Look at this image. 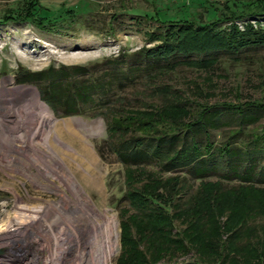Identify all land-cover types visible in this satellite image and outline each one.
Instances as JSON below:
<instances>
[{
    "label": "rangeland",
    "instance_id": "374dc122",
    "mask_svg": "<svg viewBox=\"0 0 264 264\" xmlns=\"http://www.w3.org/2000/svg\"><path fill=\"white\" fill-rule=\"evenodd\" d=\"M248 1L36 0L31 21L0 23V139L26 120L10 115L34 94L55 120L30 123L39 126L32 139L27 133L0 140L3 261L17 248L31 262L28 251L33 247L37 262L31 264H58V259L66 264L68 255L57 258L54 241L44 235L58 216L76 218L88 211L111 222L99 249L94 247L79 264H99V250L102 264H124L134 242L142 264H264V191L254 192L260 184L251 191L219 192L212 185L217 180L213 175L193 180L182 173L157 172L154 166L123 168L109 152L105 132L108 123L126 117L128 110L170 119L179 118L170 111L176 105L195 113L225 102L264 104V48L240 51L235 57L223 54L204 66L182 63L145 71L142 62L128 64L131 80L104 97H94L80 116H62L42 102L43 81L20 80L48 68H81L93 77L113 69L124 73L126 65L116 67L114 59L151 48L156 42L149 43L147 36L160 33L162 23L215 24L219 15L235 12ZM21 10L20 0H0V19ZM39 19L44 26L40 30L35 28ZM244 24L264 31V18L231 23L241 31ZM215 25L218 30L228 26ZM37 109L36 105L32 112ZM221 131L211 132V140H218ZM76 145L91 153L96 163L84 164ZM220 183L223 189L240 185L233 179ZM131 191L149 194L158 210L148 207L140 213L132 197L128 200ZM202 221L211 227L204 225L200 234L193 233L192 223ZM56 226L51 227H60Z\"/></svg>",
    "mask_w": 264,
    "mask_h": 264
},
{
    "label": "trees",
    "instance_id": "16d2710c",
    "mask_svg": "<svg viewBox=\"0 0 264 264\" xmlns=\"http://www.w3.org/2000/svg\"><path fill=\"white\" fill-rule=\"evenodd\" d=\"M20 4L22 10L19 14L12 16L8 13L1 17L0 23L23 24L31 21L36 0H20ZM251 18L254 21L264 18V0H249L241 9L219 15L216 23L228 24L222 30H218L213 22L205 26L182 20L162 23L160 33L153 31L147 36L149 43L156 42L151 48L142 47L120 61L114 59L116 67L126 65L124 73L113 69L110 73L93 77L81 68L70 67L56 72L48 68L40 73L24 74L20 80L43 81L40 89L42 102L59 110L62 116H80L94 97H104L114 86L131 80L128 64L142 62L145 71L168 69L182 63L204 66L223 54L235 57L240 51L264 48L263 30L244 24L241 31L231 25L245 23ZM42 25L39 19L35 28L43 29ZM179 108L178 105L170 108L179 118H162L158 114L151 118L144 111L132 113L128 110L126 117H118L119 120L108 123L105 126L108 150L120 166L134 169L154 166L157 172L182 173L185 174L183 178L187 176L193 180L213 175L217 180L212 185L219 192L251 191L257 184L261 188L254 192L264 191V104L256 100L233 105L225 102L219 106L200 107L195 113H190L188 108ZM182 115L186 118L182 119ZM213 131H221L216 141L211 140L210 133ZM229 179L240 185L223 189L220 181ZM127 197L128 200L132 197V205L140 213L148 207L158 210L149 194L131 191ZM192 224V232L199 234L204 225L211 227L205 221ZM209 231L208 235L212 236L211 229ZM130 246V257L124 264H142L135 242ZM148 247L154 252L153 247Z\"/></svg>",
    "mask_w": 264,
    "mask_h": 264
},
{
    "label": "bare ground",
    "instance_id": "6f19581e",
    "mask_svg": "<svg viewBox=\"0 0 264 264\" xmlns=\"http://www.w3.org/2000/svg\"><path fill=\"white\" fill-rule=\"evenodd\" d=\"M30 100L31 101L28 104L24 105V107L14 109L10 115V117H12L14 120H21V118H24L26 120H24L22 125H20L19 127L17 126L15 128H12L10 133L6 134L5 136H2L1 139H3V137L4 141L13 138L19 139L21 137H24L27 133L32 139L38 131L39 126L32 127L29 125L30 123L38 124L39 122H41L50 124L55 122V120L51 118L47 108L38 102L36 94H34L33 98ZM36 105L38 106V109L35 112H32V110H35ZM20 109H25L26 114L21 113ZM76 146L77 147L75 148H77V150L79 151V155L84 159V164L88 166L96 163L94 161L95 158L91 156V153L89 154L88 151L84 147H82V145ZM91 157H93L94 160ZM100 218L101 220H99ZM108 219L109 217L107 216H92V214H89L88 211H82V213L79 214V216H77L76 218L70 217L69 215H65L62 218L58 216L54 223L52 222L53 224H50V227L47 229V232L44 237L46 239L49 238L54 241V247L56 249L54 253L55 255H57V258L61 256L64 257V255L67 254L68 260H65L66 264H76L74 260H78L79 264V262H82L81 259H84L85 256L89 255V253L93 251L94 247L98 248L99 246H101V238L104 236V233H107V228L109 227L108 225H110L111 222V219ZM97 220H99L100 222H98ZM80 222H84V225L80 224ZM54 224H57L60 227L56 226L59 228L53 229L52 227ZM34 249L35 248L31 247V249L29 248L28 252H32L31 256L33 258V261L37 262V256H35L36 254L34 252ZM98 262L99 264H102L100 250L98 255ZM57 263H60L59 259Z\"/></svg>",
    "mask_w": 264,
    "mask_h": 264
},
{
    "label": "built area",
    "instance_id": "2783aa9c",
    "mask_svg": "<svg viewBox=\"0 0 264 264\" xmlns=\"http://www.w3.org/2000/svg\"><path fill=\"white\" fill-rule=\"evenodd\" d=\"M9 249H8V251H9ZM18 251H19V249H17V248L11 249V251H9L11 256H6L5 257L6 261H3L4 258L3 259L0 258V262H2L0 264H31V262H29L27 256L23 253L20 255L18 253Z\"/></svg>",
    "mask_w": 264,
    "mask_h": 264
}]
</instances>
